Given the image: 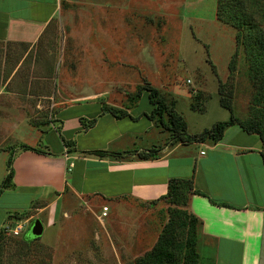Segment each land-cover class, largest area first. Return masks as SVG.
I'll return each instance as SVG.
<instances>
[{"label": "crops", "instance_id": "obj_1", "mask_svg": "<svg viewBox=\"0 0 264 264\" xmlns=\"http://www.w3.org/2000/svg\"><path fill=\"white\" fill-rule=\"evenodd\" d=\"M44 5L0 1V121L14 130L28 123L37 130L33 133L37 140L22 145L44 152L20 146L13 160L12 188L51 201L66 192L103 200L101 216L107 207V215L102 217L110 222L118 212L135 210L131 204L150 205L161 199L170 179L193 178L196 189L229 205L213 204L202 195H193L190 200L191 212L202 221V243H214L213 264H264V163L259 136L234 125L219 141L173 142L168 136L162 142L163 134L150 118L153 106L149 98L147 107L139 109L146 92L141 98L104 99L111 88L116 91L126 85L117 80L106 82L103 101L99 95L60 101L66 70L77 74L79 89L103 85V80L95 82L92 76L97 74L94 65L102 67L108 61L101 51L102 32L94 23L103 15V3L71 0L65 12L62 2H57L52 12L36 18L35 8ZM29 9L32 12H24ZM67 42L85 59L79 67L68 62L72 55L66 53ZM70 52L75 54L76 50ZM111 108L127 116L116 117L108 111ZM46 117L58 120L70 147L49 136L48 142L57 144L59 150L54 153L38 147L42 131L32 123L46 121ZM92 152L108 155L88 154ZM114 153L122 156L112 157ZM143 153L152 156L142 159L139 155ZM160 204L150 207L156 209Z\"/></svg>", "mask_w": 264, "mask_h": 264}, {"label": "rangeland", "instance_id": "obj_2", "mask_svg": "<svg viewBox=\"0 0 264 264\" xmlns=\"http://www.w3.org/2000/svg\"><path fill=\"white\" fill-rule=\"evenodd\" d=\"M8 1L45 3L35 8L36 18H44L54 10L57 2H62L61 10L66 12L71 0ZM99 2L103 3V20L97 17L94 23L102 32L101 51L108 61L103 62L102 67L94 65L97 74H90L95 82L103 80V85L93 90L79 89L77 74L66 70L62 73L60 101L92 95H99V101H103L106 82L116 80L126 85L116 91L111 88L104 99L139 98V88L151 84L169 106L174 103L176 113L184 119L191 135L210 130L217 122L230 120L231 113L221 106V99L231 104L235 117L245 121L259 120L264 129L262 89L253 65L241 48L235 57L236 29L217 20L218 0ZM84 16L89 19L88 13ZM72 46L67 42L66 53L68 57L72 55L68 62L79 67L85 59L79 58L78 48ZM73 50L75 54H71ZM2 64L3 52H0ZM141 97L139 109L148 105L147 94ZM192 97L198 98L195 105L205 107L204 111L192 109ZM167 117L165 114L168 123ZM45 119L32 123L42 131V143L38 147L55 153L59 148L55 143L51 145L47 137L59 142L62 125L55 118ZM9 127L0 121V221L4 220L0 234V264H136L138 258L151 250L168 221L165 203L156 209L150 205L131 204L136 212L131 209L118 212L114 217L112 214L109 222L101 216L103 200L80 198L66 192L64 197L51 201L27 190L8 188L1 191L9 158L15 157L22 144L37 140L33 134L37 130L28 123L18 125L16 130ZM157 128L163 134L162 142L165 137H171V132L161 124H157ZM36 219L42 221L44 233L34 239L30 236V226ZM18 224L23 225V230L15 235L12 230ZM202 237L197 246L198 264H213L214 243L204 245Z\"/></svg>", "mask_w": 264, "mask_h": 264}, {"label": "trees", "instance_id": "obj_3", "mask_svg": "<svg viewBox=\"0 0 264 264\" xmlns=\"http://www.w3.org/2000/svg\"><path fill=\"white\" fill-rule=\"evenodd\" d=\"M217 20L230 25L236 29L235 57L238 55V48H241L246 54V58L253 65L252 70L259 81L262 89L261 99L264 104V0H218L216 10ZM231 65V64H230ZM233 70V69H231ZM143 92L147 93L153 111L150 115L152 120L157 119V124H161L164 129L171 132L173 142H203L206 139L219 141L225 130L231 126L238 125L248 134H256L262 142V158L264 163V129L259 120L245 121L235 117L230 103L220 100L223 108L230 111V120L217 122L212 129L204 130L201 134L190 135L187 130V124L184 119L178 115L174 108V103L169 106L160 96V91L151 84H145L139 88L137 97ZM198 97V96H197ZM198 100L192 97L191 107L198 111H204L205 107H197L195 102ZM116 117L127 116L124 112L115 109L108 110ZM167 114L168 123L164 115ZM63 144L68 148L71 143L68 142L59 133ZM22 150L41 152L38 148L22 145ZM99 156H107L106 152H92ZM112 157L120 158V154H111ZM150 154H140L142 159L149 158ZM11 156L7 162V175L4 179L1 191L14 187V169ZM193 195H202L208 197L213 204L229 207L226 203H219L207 194L195 188L193 178H172L168 182V190L158 201L150 203L155 205L159 202L167 204L166 213L168 221L151 250L137 259L136 264H198V242L202 234V221L191 212L190 200ZM1 234V233H0Z\"/></svg>", "mask_w": 264, "mask_h": 264}, {"label": "water", "instance_id": "obj_4", "mask_svg": "<svg viewBox=\"0 0 264 264\" xmlns=\"http://www.w3.org/2000/svg\"><path fill=\"white\" fill-rule=\"evenodd\" d=\"M44 233V225L40 219H36L30 226V236L34 239L40 238Z\"/></svg>", "mask_w": 264, "mask_h": 264}, {"label": "built area", "instance_id": "obj_5", "mask_svg": "<svg viewBox=\"0 0 264 264\" xmlns=\"http://www.w3.org/2000/svg\"><path fill=\"white\" fill-rule=\"evenodd\" d=\"M190 83V80L188 81ZM204 152H202L203 154ZM107 211H108V208L107 207H104L103 208V212H102V216H106L107 215ZM23 230V225L21 224H18L12 231L14 232L15 235H18L19 233H21Z\"/></svg>", "mask_w": 264, "mask_h": 264}]
</instances>
